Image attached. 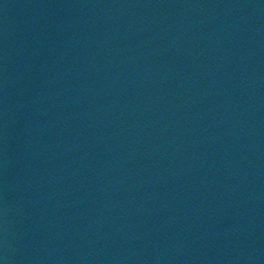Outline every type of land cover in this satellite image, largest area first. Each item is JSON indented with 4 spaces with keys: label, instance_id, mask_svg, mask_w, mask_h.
I'll use <instances>...</instances> for the list:
<instances>
[{
    "label": "water",
    "instance_id": "95a60500",
    "mask_svg": "<svg viewBox=\"0 0 264 264\" xmlns=\"http://www.w3.org/2000/svg\"><path fill=\"white\" fill-rule=\"evenodd\" d=\"M264 161V0H0V264H197Z\"/></svg>",
    "mask_w": 264,
    "mask_h": 264
}]
</instances>
